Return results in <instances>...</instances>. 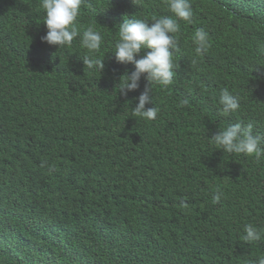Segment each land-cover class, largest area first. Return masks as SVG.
Here are the masks:
<instances>
[{
  "label": "trees",
  "instance_id": "1",
  "mask_svg": "<svg viewBox=\"0 0 264 264\" xmlns=\"http://www.w3.org/2000/svg\"><path fill=\"white\" fill-rule=\"evenodd\" d=\"M191 2L194 23L180 21L176 34L173 83L152 85L155 105L146 107L159 112L147 120L132 108L148 81L119 93L135 66L116 60L114 44L124 17L172 16L165 0H84L78 23L103 37L102 73L85 66L79 38L60 49L42 39L40 0H0V264H254L264 256V240L243 241L245 225L264 228V158L224 153L210 139L236 122L264 135V0ZM197 28L210 35L202 55ZM224 88L241 103L228 116L219 111Z\"/></svg>",
  "mask_w": 264,
  "mask_h": 264
},
{
  "label": "clouds",
  "instance_id": "2",
  "mask_svg": "<svg viewBox=\"0 0 264 264\" xmlns=\"http://www.w3.org/2000/svg\"><path fill=\"white\" fill-rule=\"evenodd\" d=\"M133 2L141 6V0ZM83 3L84 0H40V7L45 10L44 23L48 29L42 39L50 45L59 46L60 49L71 46L73 41L79 38L88 53L83 56L85 66L102 73L105 67L104 59L101 60L97 54L100 53L104 40L93 26L81 30L78 17ZM165 4L173 13L172 16H153L150 20L128 16L129 18L124 17L123 22L119 24L113 53L119 63H131L135 66L134 71L125 72L120 77L119 93L127 96L129 92L139 89L142 77L148 81L145 90L137 98L138 103L132 108L133 117L147 120L157 118L159 109L156 106L146 107L154 104L152 85L167 87L173 83L176 67L173 56L174 52L178 51L176 34L180 32L179 22L194 23L191 0H165ZM192 40L196 45L197 55L206 53L211 47L210 35L204 28H197ZM257 48L259 54L264 55V41L258 42ZM185 103L187 102H181L182 105ZM219 105L221 115L228 116L240 109V97L232 94L228 88L221 89ZM253 127L251 122L246 126L242 122H236L220 129L210 139L224 153L254 155L255 159L260 161L264 158V135L254 134ZM223 195L218 189L212 197L213 203H219ZM245 233V243L264 240V228L247 224ZM254 264H264V256L258 257Z\"/></svg>",
  "mask_w": 264,
  "mask_h": 264
}]
</instances>
